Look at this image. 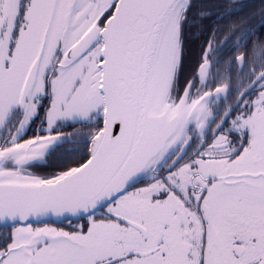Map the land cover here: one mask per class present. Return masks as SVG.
<instances>
[{
  "label": "snow or ice",
  "instance_id": "snow-or-ice-1",
  "mask_svg": "<svg viewBox=\"0 0 264 264\" xmlns=\"http://www.w3.org/2000/svg\"><path fill=\"white\" fill-rule=\"evenodd\" d=\"M233 2L0 0V264H264V0Z\"/></svg>",
  "mask_w": 264,
  "mask_h": 264
},
{
  "label": "trees",
  "instance_id": "trees-1",
  "mask_svg": "<svg viewBox=\"0 0 264 264\" xmlns=\"http://www.w3.org/2000/svg\"><path fill=\"white\" fill-rule=\"evenodd\" d=\"M239 3H242V5L238 7L240 16H246L252 12H256L257 14L259 13L261 0H236L231 5H237ZM256 17H258V19L257 21H254V25L258 26L260 17L259 16ZM232 19L235 20L238 19V17L234 16L232 17Z\"/></svg>",
  "mask_w": 264,
  "mask_h": 264
},
{
  "label": "flooded vegetation",
  "instance_id": "flooded-vegetation-1",
  "mask_svg": "<svg viewBox=\"0 0 264 264\" xmlns=\"http://www.w3.org/2000/svg\"><path fill=\"white\" fill-rule=\"evenodd\" d=\"M256 16H259V15L257 14ZM256 16L252 19V24L253 25H254V21H257V19H258V17H256ZM206 23H211V22L208 21ZM253 40H255V37H253ZM56 223L59 224V221L58 222L56 221ZM2 229H3V227H0V230H2Z\"/></svg>",
  "mask_w": 264,
  "mask_h": 264
},
{
  "label": "rangeland",
  "instance_id": "rangeland-1",
  "mask_svg": "<svg viewBox=\"0 0 264 264\" xmlns=\"http://www.w3.org/2000/svg\"><path fill=\"white\" fill-rule=\"evenodd\" d=\"M234 1H236V0H234ZM242 5V3H239V4H237V5H231V7H233V8H238L239 6H241Z\"/></svg>",
  "mask_w": 264,
  "mask_h": 264
},
{
  "label": "water",
  "instance_id": "water-1",
  "mask_svg": "<svg viewBox=\"0 0 264 264\" xmlns=\"http://www.w3.org/2000/svg\"><path fill=\"white\" fill-rule=\"evenodd\" d=\"M58 222V221H57ZM0 227H4V226H0Z\"/></svg>",
  "mask_w": 264,
  "mask_h": 264
}]
</instances>
